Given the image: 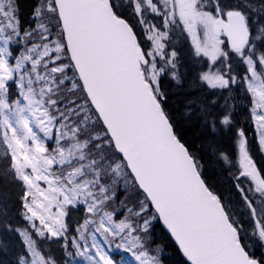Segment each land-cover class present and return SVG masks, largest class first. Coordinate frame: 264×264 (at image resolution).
<instances>
[{"label":"snow or ice","instance_id":"6c2138e0","mask_svg":"<svg viewBox=\"0 0 264 264\" xmlns=\"http://www.w3.org/2000/svg\"><path fill=\"white\" fill-rule=\"evenodd\" d=\"M169 243L264 264V0H0V264Z\"/></svg>","mask_w":264,"mask_h":264},{"label":"trees","instance_id":"16d2710c","mask_svg":"<svg viewBox=\"0 0 264 264\" xmlns=\"http://www.w3.org/2000/svg\"><path fill=\"white\" fill-rule=\"evenodd\" d=\"M22 5L24 6L25 10L27 9V3L28 0H21ZM185 133L188 139L192 140L194 139V133L195 130L194 129H188L185 128ZM13 214L15 216V220L14 222H18V223H23V221L20 219L19 215L16 214V205L15 202H13V208H12ZM157 237V242H160V236L159 233L156 234ZM161 259L164 261V264H178V260H177V254L174 251V246L171 245L170 243L168 245L165 246V250L162 253ZM0 260H4V261H11L13 260V255L12 253H9L7 255H4L3 253H0Z\"/></svg>","mask_w":264,"mask_h":264}]
</instances>
